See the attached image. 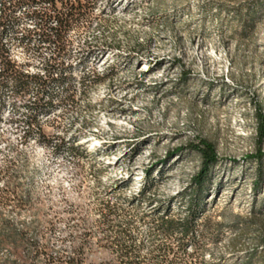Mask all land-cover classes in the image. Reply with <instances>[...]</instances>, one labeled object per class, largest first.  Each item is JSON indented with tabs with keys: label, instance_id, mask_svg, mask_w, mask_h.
<instances>
[{
	"label": "rangeland",
	"instance_id": "374dc122",
	"mask_svg": "<svg viewBox=\"0 0 264 264\" xmlns=\"http://www.w3.org/2000/svg\"><path fill=\"white\" fill-rule=\"evenodd\" d=\"M61 20V80L42 48L43 70L2 86L0 264H125L130 244L161 264L181 240L158 224L188 214L201 141L219 163L178 264H264V0H61Z\"/></svg>",
	"mask_w": 264,
	"mask_h": 264
},
{
	"label": "built area",
	"instance_id": "2783aa9c",
	"mask_svg": "<svg viewBox=\"0 0 264 264\" xmlns=\"http://www.w3.org/2000/svg\"><path fill=\"white\" fill-rule=\"evenodd\" d=\"M22 18L26 22H21ZM0 27H6V36H0V77L16 76V73L22 72L36 75L38 70H43L41 64H37V51L45 46V41H52V46H56L53 69L47 73L48 84L54 76H62L69 40L64 35L65 28L61 23V0H0ZM21 35H31L36 40V47L21 45ZM73 52L76 54V50ZM79 81L80 77H75L71 88H79ZM51 101H59L61 106L60 95ZM40 103H43V96H40ZM60 124L61 120L52 121V114L50 117H36V111L32 120V125ZM52 134L57 135V132ZM5 210L0 205V211Z\"/></svg>",
	"mask_w": 264,
	"mask_h": 264
},
{
	"label": "trees",
	"instance_id": "16d2710c",
	"mask_svg": "<svg viewBox=\"0 0 264 264\" xmlns=\"http://www.w3.org/2000/svg\"><path fill=\"white\" fill-rule=\"evenodd\" d=\"M68 23L67 20H61ZM63 25V24H62ZM66 27V26H63ZM15 81L16 84L20 83L19 78H14V76H5L0 77V96L2 95V92L10 91L14 88H2V86H6L9 81ZM260 135L261 137L264 135V115H260ZM195 151L199 153L201 156V170L199 173L194 177V182L191 191H193V196L189 200V210L188 214L183 219H175L172 218L169 209L166 210L165 214L162 216L158 227L163 232V234L170 238L175 234V232H178L180 234V240L179 241V248L177 251H174L173 248H170L169 246L163 247L161 246L159 248V255L161 258V264H178L180 261H182V257L177 255L180 253L179 249L185 250V247L187 245V241H185L187 238L190 240L196 239V224L197 219L199 217V210L202 207V199L206 192V187L208 183L210 182V177L212 170L218 165L219 158L217 156V153L215 151L214 146L206 141H201L199 145L194 146ZM260 156L257 157L258 161H260ZM262 173V171L260 172ZM262 176V174H261ZM152 173L150 171H147L145 175L146 183L149 185L152 184ZM149 188L148 186H143L139 190V193L137 196L140 198L146 196V193L148 192ZM130 240H132V235L129 233L127 235ZM172 254V257H171ZM136 250L133 246V244H130L129 246L125 247L122 254V261L125 264H138L136 260Z\"/></svg>",
	"mask_w": 264,
	"mask_h": 264
},
{
	"label": "bare ground",
	"instance_id": "6f19581e",
	"mask_svg": "<svg viewBox=\"0 0 264 264\" xmlns=\"http://www.w3.org/2000/svg\"><path fill=\"white\" fill-rule=\"evenodd\" d=\"M5 29H6V27H0V36H2V34H3V32L5 31ZM29 36V35H28ZM30 37H31V35H30ZM54 47V50H53V52H51L50 54H48V61H49V63L50 64H46V70H43V71H41L40 73L42 74H40L42 77H44L45 79H46V77H47V73H51L52 72V69H53V57H56V46H52V41H45V46L43 47H41V50H42V48H45V50L46 49H48V48H53ZM43 51V50H42ZM45 53V52H44ZM38 74V73H37ZM36 74V75H37ZM57 77H59V76H57ZM56 80H61V76L59 77V78H56ZM41 96H43V99H45V98H47V100L48 101H51V99H52V96H51V94L49 93V92H47V94L44 92V91H40V92H38ZM38 94V95H39ZM45 94L47 95V96H45ZM45 96V97H44ZM39 97V96H38Z\"/></svg>",
	"mask_w": 264,
	"mask_h": 264
}]
</instances>
